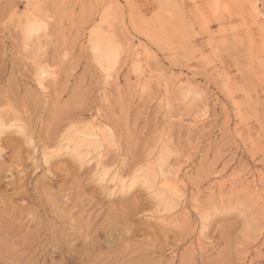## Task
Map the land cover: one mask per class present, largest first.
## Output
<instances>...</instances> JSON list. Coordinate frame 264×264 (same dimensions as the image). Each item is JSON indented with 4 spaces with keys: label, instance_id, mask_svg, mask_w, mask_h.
<instances>
[{
    "label": "rangeland",
    "instance_id": "374dc122",
    "mask_svg": "<svg viewBox=\"0 0 264 264\" xmlns=\"http://www.w3.org/2000/svg\"><path fill=\"white\" fill-rule=\"evenodd\" d=\"M0 264H264V0H0Z\"/></svg>",
    "mask_w": 264,
    "mask_h": 264
},
{
    "label": "bare ground",
    "instance_id": "6f19581e",
    "mask_svg": "<svg viewBox=\"0 0 264 264\" xmlns=\"http://www.w3.org/2000/svg\"><path fill=\"white\" fill-rule=\"evenodd\" d=\"M16 241V240H15Z\"/></svg>",
    "mask_w": 264,
    "mask_h": 264
}]
</instances>
